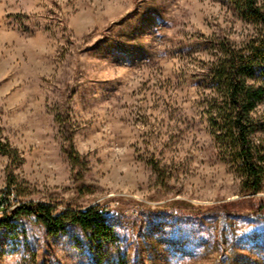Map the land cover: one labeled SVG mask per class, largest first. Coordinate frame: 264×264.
Segmentation results:
<instances>
[{"label": "rangeland", "instance_id": "1", "mask_svg": "<svg viewBox=\"0 0 264 264\" xmlns=\"http://www.w3.org/2000/svg\"><path fill=\"white\" fill-rule=\"evenodd\" d=\"M258 28L230 0H0V264H264V94L259 193L210 121L214 64ZM31 201L115 240L11 215Z\"/></svg>", "mask_w": 264, "mask_h": 264}, {"label": "trees", "instance_id": "2", "mask_svg": "<svg viewBox=\"0 0 264 264\" xmlns=\"http://www.w3.org/2000/svg\"><path fill=\"white\" fill-rule=\"evenodd\" d=\"M239 17L252 26L259 27L256 34L247 38L241 49L227 50L212 68L213 80L225 88V95L217 99L216 111L210 118L221 132L219 138L236 149L241 161L245 195H255L261 191L263 171L252 143L255 132L252 112L262 99L263 90L253 82H264V1L230 0ZM0 152L10 158L18 156L16 149L1 147ZM12 188V185L8 186ZM13 216L33 215L50 231H63L75 225L89 234L94 240L114 241L115 228L108 218L96 207L87 210L58 212L51 205L27 202L15 208Z\"/></svg>", "mask_w": 264, "mask_h": 264}]
</instances>
